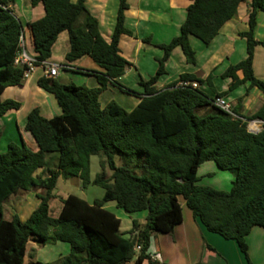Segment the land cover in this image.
<instances>
[{
	"label": "trees",
	"instance_id": "16d2710c",
	"mask_svg": "<svg viewBox=\"0 0 264 264\" xmlns=\"http://www.w3.org/2000/svg\"><path fill=\"white\" fill-rule=\"evenodd\" d=\"M243 1L190 0L178 35L156 45L163 50L157 59L158 68L148 80L140 82L142 90L137 91L118 81L129 65L118 47L121 34H132L124 26L127 0H119L110 41L101 36L85 0H29L32 6L41 3L44 10L42 17L28 23L37 65L51 56L58 34L67 31L70 48L66 62L88 55L103 72L85 71L96 77V87L73 81L62 83L45 75L38 78V86L54 94L62 112L46 118L37 107L33 108L25 129L35 149L24 142L10 143L0 153V264H23L30 239L41 244H69V253L54 264H158L148 253L150 238L154 233H171L182 220L179 196L207 230L236 241L247 264H252L246 236L254 226L264 229V104L244 116L238 103L232 107L237 116L234 118L214 106L212 100L242 83H248L246 94L253 87L264 94V81L254 75L252 68L255 46L264 47V39L256 40L253 34L256 13L264 12V0H248V29L238 33L246 40V57L221 74L230 78L226 91L209 96L198 87L178 84L207 82L212 87L211 74L202 79L181 73L177 81L156 87L175 47L182 49L187 63H195L190 37L208 44L236 15ZM13 3L0 0V93L7 86L21 85L25 79L24 67L13 63L23 31L10 8ZM80 17L83 23L77 26ZM239 70L241 78L236 74ZM107 84L138 97L139 102L130 110L114 100L102 106L99 98ZM19 107L18 101L0 100V115ZM251 119L263 122L260 131L247 130L246 120ZM47 153H57L54 168L46 166ZM96 154L103 156L102 170L92 183L105 190L104 196L89 203L67 194L60 198L58 215L52 216L49 202L58 179L78 177L84 187L89 182L90 157ZM116 157L122 165H115ZM205 161L233 171L229 190L197 184L198 167ZM35 187L44 188L45 194L37 195L39 202L25 221L17 215L10 220L2 218L4 200L17 191ZM109 201L128 213L146 210L145 222L133 220L131 229L121 232L120 219L105 207ZM136 244L140 245L139 251L134 249Z\"/></svg>",
	"mask_w": 264,
	"mask_h": 264
},
{
	"label": "crops",
	"instance_id": "0c3cea01",
	"mask_svg": "<svg viewBox=\"0 0 264 264\" xmlns=\"http://www.w3.org/2000/svg\"><path fill=\"white\" fill-rule=\"evenodd\" d=\"M84 3L87 11L96 18L101 36L106 41H110L116 23L119 0H85ZM189 3L190 0H127L128 8L124 11V26L132 34H121L118 43L120 54L129 62L124 73L118 77V81L123 86L141 91L140 82L148 80L155 74L158 68L157 59L163 55V50L156 45L168 43L178 35L180 26L185 20L186 8ZM10 8L22 23L23 46L29 54H33L34 49L28 23L43 16V6L41 3L32 6L29 0H14ZM248 11L249 1L240 2L236 15L224 23L219 33L208 44L191 36L190 44L195 51V63H187L182 49L175 47L165 61V72L159 77L156 87L163 88L169 83L177 81L181 73L194 74L202 79L211 74L212 87L207 82H202L197 87L209 96H214L215 92L226 91L230 78H223L221 74L229 65L246 57V40L238 33L248 29ZM82 23L83 17H80L76 25L80 26ZM253 34L256 40L264 39L263 11L256 13ZM69 48L68 33L62 31L52 45L51 56L45 60L49 65L58 66V73L54 78L62 83L73 81L78 85L98 86L96 77L85 71L103 72V69L88 55H83L73 62H66L65 54ZM252 68L254 75L264 81V47L261 45L254 48ZM61 71L63 74L60 73ZM236 74L239 78L242 77L240 70ZM42 75H44L42 66H37L21 85L7 86L0 93V100L12 99L20 103L18 109L9 110L0 115V153L5 152L10 143L24 142L30 149H35L33 138L25 129L27 115L33 108L37 107L40 114L46 118L61 114L62 109L54 94L45 91L37 84L38 78ZM247 86L248 83L239 84L223 95L232 107L239 103V112L244 116L253 114L264 104V94L256 87L251 88L246 94ZM239 98H241L240 102H238ZM99 100L102 106L114 100L120 105H125L128 110L139 102L138 97L127 94L111 84H107L106 89L100 94ZM260 125L262 126V123ZM45 161L47 167L54 168L57 163V153H47ZM213 164L206 165L207 174L215 173ZM228 176L231 181L232 176ZM229 185L228 183L224 188H216L227 190ZM44 194L45 189L41 187L15 192L4 200L2 218L10 220L13 215H17L20 221H25L39 202L37 195ZM53 194L54 197L49 202V211L52 216H56L61 209V197L57 203L55 188ZM178 200L181 206L182 220L174 226L171 233L152 234L148 248L152 259L156 260L158 264H247L236 241L225 239L219 234L207 230L199 219L194 218L184 199L179 196ZM114 214L120 219V231L127 232L131 229L133 220L141 224L145 222L147 211L128 213L120 208ZM123 217L131 222L128 230L121 228ZM58 242L62 241L49 244H53L52 248L62 246L61 252L57 253V257L60 258L64 256L63 254L69 253V244L67 243L68 246L65 247L57 245ZM246 242L251 263L264 264V229L254 226L246 236ZM38 243L35 239L28 241L23 264L41 263L38 262L39 258L36 253L39 251L37 248H40ZM143 264H147V262L145 261Z\"/></svg>",
	"mask_w": 264,
	"mask_h": 264
},
{
	"label": "rangeland",
	"instance_id": "374dc122",
	"mask_svg": "<svg viewBox=\"0 0 264 264\" xmlns=\"http://www.w3.org/2000/svg\"><path fill=\"white\" fill-rule=\"evenodd\" d=\"M60 73L63 74L61 71ZM64 78V76H63ZM100 101V100H99ZM124 108L125 105H121ZM127 109V108H126ZM128 110V109H127ZM102 155L96 154L92 155L90 157V168H89V182L83 187L81 184V180L78 177H68V178H63L61 177L56 184L55 187V193H56V202L58 203L59 198L62 196H66L67 194H73L76 195L80 198H83L84 200H87L88 202H93L95 199H101L104 194L105 190L97 185H94L92 183L93 178L96 176V174L100 173L102 168L100 165V161L102 160ZM115 165L120 166L122 165V161L119 158H115ZM208 163L213 164L214 162L212 161H205L200 164L199 170L197 171V184L201 185H210L214 188L219 187V188H224L228 183L230 184L229 190L232 186V181L234 179V174L232 170H222L216 166V164H213L215 168V173H210L207 174V166ZM105 172L109 175L111 173L110 169L108 166L105 167ZM228 175L232 176V179H228ZM106 208L110 210L113 213L117 212V209L119 210L120 208L116 207V204L114 201H109L106 203ZM53 210V209H52ZM51 210V212H52ZM131 225L130 220L126 218H122V223H121V228L122 230H128V227ZM127 228V229H126ZM125 232V231H124ZM40 248L37 253L38 262L41 263H49V264H54L59 258L58 252H61V247L58 246V248H52L53 244L46 243L45 245H42L41 243H38ZM57 245H63V246H68L66 242H58ZM56 247V246H54ZM67 253L63 254L66 255ZM46 260V261H44Z\"/></svg>",
	"mask_w": 264,
	"mask_h": 264
},
{
	"label": "built area",
	"instance_id": "2783aa9c",
	"mask_svg": "<svg viewBox=\"0 0 264 264\" xmlns=\"http://www.w3.org/2000/svg\"><path fill=\"white\" fill-rule=\"evenodd\" d=\"M19 50L16 52L14 59H13V63L15 65H21L23 66V78H28L33 71L35 70V68L37 66H42L43 71H44V75L47 77H52L54 78L57 73H58V66L56 65H49L47 64L45 61L40 62L38 65L36 64L37 61L35 59V53L33 54H29L24 46H23V38L22 35L20 36L19 39ZM179 85H190L192 87H197V83L196 82H192V81H179L178 83ZM212 104L220 109H222L223 111L227 112L228 114H230L232 117H237L235 115V113L232 110V106L231 104L223 97V96H214L213 100H212ZM261 123H263L261 120H255V119H251V120H246V128L249 132H253L256 133L258 131L261 130L262 126L260 125ZM135 251H139L140 249V245L136 244L134 247Z\"/></svg>",
	"mask_w": 264,
	"mask_h": 264
}]
</instances>
